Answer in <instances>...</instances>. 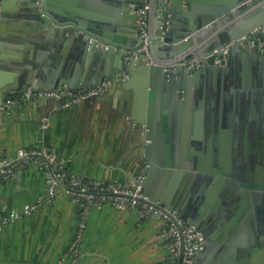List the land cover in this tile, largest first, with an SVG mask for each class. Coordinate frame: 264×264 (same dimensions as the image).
<instances>
[{"label": "crops", "instance_id": "obj_1", "mask_svg": "<svg viewBox=\"0 0 264 264\" xmlns=\"http://www.w3.org/2000/svg\"><path fill=\"white\" fill-rule=\"evenodd\" d=\"M63 1L107 19L116 15L115 0ZM223 1L198 0V5L210 8ZM151 9L148 18L153 30L157 16L155 9ZM16 14L0 20V85L19 86L21 78L12 68L22 62L32 68L42 67L46 74L71 76L70 71L75 70L77 75L83 73L86 63L83 64L77 45L61 40L54 52L46 44L35 43L38 32L33 29L32 19ZM21 34L26 41L20 39ZM75 51L77 55L69 57ZM101 63L105 62H98L97 57L88 61L89 75L94 73L90 67L98 69ZM254 69L246 71L248 79L252 77L251 82L246 80L248 91L259 89ZM225 83L205 79L186 104L173 110L159 89L152 100L148 93L151 89L143 96L133 88L126 92L111 89L90 102L69 108L55 99L28 101L18 93L12 94V109L8 108L6 120L0 117V156L12 162L17 160L20 149L44 147L71 173L93 181L132 184L146 166L143 146L148 144L143 140L144 125L136 118L147 120L151 111L155 124L159 125L163 118L172 123L166 142L155 148L154 158L163 159L160 152L165 150L170 152L166 158L170 166H179L181 162L194 164L202 159L208 166L220 165L225 159L223 151L228 146L233 150V139L241 140L244 135L233 130L231 140L229 119L241 122L242 113L260 114L253 104L252 112L247 103L240 106L243 94L231 86L233 93L229 95L231 87L227 88ZM202 85L206 87L203 95ZM232 99L238 105L236 110H232ZM254 133L249 128V135ZM209 151L220 155L213 158ZM232 159L234 164L235 158ZM207 200L216 214V225L207 238L209 241L205 238L204 254L198 263L264 264L263 260H256L253 252H245L256 248L254 208L240 213L213 193ZM9 214L16 218L0 229V264H169L161 219L144 218L132 209L111 203L83 209L63 187L49 196L44 173L35 165L19 166L14 175L0 180V217Z\"/></svg>", "mask_w": 264, "mask_h": 264}, {"label": "water", "instance_id": "obj_2", "mask_svg": "<svg viewBox=\"0 0 264 264\" xmlns=\"http://www.w3.org/2000/svg\"><path fill=\"white\" fill-rule=\"evenodd\" d=\"M145 2L150 6L148 14L153 7L157 16L153 30L149 25L152 63L145 60L146 52L141 49L144 39L137 29V10ZM114 4L116 15L107 19L63 0H0V20L14 13L23 19H32L33 29L38 32L33 39L35 43L46 44L53 50L61 40H70L79 48L83 64L86 63L83 73L77 75L76 70L70 71L71 76L46 74L42 67L32 68L27 62L14 66L12 69L23 81L17 87L0 85V117L6 120L8 108L4 103L13 92L19 93L28 86L59 90L66 85L77 90L114 81L117 75L125 73L127 78L109 90L126 92L133 88L143 96L151 89L148 93L152 100L159 89L173 110L177 105L186 104L194 89H198L205 79L216 83L226 81L227 88L234 86L244 95L240 106L246 101L250 112L255 106L260 114H247L246 119L241 116L242 122L237 118L229 119L231 140L233 130L244 135L241 140L233 139V150L228 146L223 151L225 159L222 158L220 165L208 166L202 159L194 164L181 162L179 166H170L166 159L170 152L165 150L160 152L163 159L154 158L155 148L168 138L171 119L163 118L157 125L151 118V111L147 120L136 118L144 125L143 140L148 141L143 146L146 160L143 192L148 197L146 202L163 210L177 223L182 240L179 264L184 263L185 241L178 220L193 227L203 237L193 264L202 261L205 240L216 225V214L208 206L210 193L240 213L254 208L256 221L253 225L257 226L258 235L254 241L256 248L245 252H253L257 261H264V0H224L210 8L200 7L198 0H115ZM19 37L23 41L27 39L24 34ZM241 41H253L256 45L246 48ZM260 42H263L262 46ZM228 43L225 59L216 63L213 49ZM77 53L75 51L69 57ZM96 57L98 62L105 63L98 69L90 67L94 68V73L89 75L87 63ZM191 59H200V63L190 68ZM252 68H255L259 89L248 91L245 89L246 71ZM248 80L251 82L252 77ZM232 87L229 95L233 93ZM202 90L200 93L206 94V87ZM232 100V110H236L238 105ZM249 128L254 130V135H249ZM200 139L203 141V137ZM229 145L232 146V142ZM208 155L216 158L220 154L209 151ZM232 158H235L234 164ZM10 165L11 162H0L1 168ZM153 217L159 219L160 214Z\"/></svg>", "mask_w": 264, "mask_h": 264}, {"label": "built area", "instance_id": "obj_3", "mask_svg": "<svg viewBox=\"0 0 264 264\" xmlns=\"http://www.w3.org/2000/svg\"><path fill=\"white\" fill-rule=\"evenodd\" d=\"M149 7V3L145 2L144 5L137 10V29L144 39V44L141 49L146 52L145 60L147 63H152L150 59ZM241 43L246 48L256 45L253 41L248 43L241 41ZM229 45L230 43L221 48L213 49L212 53L215 55L216 63L225 59L229 51ZM260 45L262 46L263 42H260ZM189 62L190 68H194L200 63V59H191ZM126 78L127 75L123 73L117 75L114 81H104L95 87L77 90L71 89L68 86H63L59 90L34 89L29 87L21 93L20 97L23 100L38 102L55 99L61 103L62 107L69 108L87 99H94L106 94L109 88L114 84H119ZM13 103L14 99L10 97L4 104L7 108H10ZM0 162L7 163V160L0 156ZM26 164L35 165L44 173L48 183L49 196H53L58 187H63L71 196L72 200L83 209H87L91 205L101 207L106 203H111L122 209H132L144 218L153 217L159 213V219L164 223L165 237L168 242V263L179 264L182 240L177 223L163 210L145 201L148 197L145 196L143 192V182L145 179L144 169L138 174L132 184L88 180L67 170L62 171L59 167L60 164L58 165L53 154L42 147L32 150L20 149L16 161H12L10 166L4 168L0 167V180L6 176L14 175L19 166H25ZM158 204H160V202H158ZM14 218H16L15 214L1 216L0 229L4 224ZM178 222L182 224L185 241L183 264H193L194 257L203 243V237L193 227L184 224L181 220H178ZM81 226L83 227V223Z\"/></svg>", "mask_w": 264, "mask_h": 264}, {"label": "flooded vegetation", "instance_id": "obj_4", "mask_svg": "<svg viewBox=\"0 0 264 264\" xmlns=\"http://www.w3.org/2000/svg\"><path fill=\"white\" fill-rule=\"evenodd\" d=\"M242 97H244V95L242 96ZM240 99H241V97H240ZM245 103H247L246 101H245ZM248 113H242V116L245 118V116L247 115ZM246 119V118H245ZM241 120V122L244 120V119H240ZM260 133V132H259ZM254 135V134H253ZM260 135V137H263L262 136V134H259ZM239 138H240V136H238ZM243 137V136H242ZM253 138L255 139V136H253ZM251 140V139H250ZM254 142H256V139L254 140Z\"/></svg>", "mask_w": 264, "mask_h": 264}, {"label": "rangeland", "instance_id": "obj_5", "mask_svg": "<svg viewBox=\"0 0 264 264\" xmlns=\"http://www.w3.org/2000/svg\"><path fill=\"white\" fill-rule=\"evenodd\" d=\"M29 87H32V86H28L27 88H29ZM27 88H26V89H23V90H20L19 93H18V95H21V93H22L23 91L27 90ZM32 88H33V87H32ZM13 94H16V93L13 92Z\"/></svg>", "mask_w": 264, "mask_h": 264}, {"label": "trees", "instance_id": "obj_6", "mask_svg": "<svg viewBox=\"0 0 264 264\" xmlns=\"http://www.w3.org/2000/svg\"><path fill=\"white\" fill-rule=\"evenodd\" d=\"M28 165H29V164H26L25 167L28 166ZM58 165H59V164H58ZM59 167H60V169H61L62 171H63V170H64V171L66 170V169H65L63 166H61V165H59ZM67 170H68V169H67Z\"/></svg>", "mask_w": 264, "mask_h": 264}, {"label": "bare ground", "instance_id": "obj_7", "mask_svg": "<svg viewBox=\"0 0 264 264\" xmlns=\"http://www.w3.org/2000/svg\"><path fill=\"white\" fill-rule=\"evenodd\" d=\"M11 77V76H10ZM23 81V80H22ZM22 81H20V83L19 84H21L22 83ZM0 82H2V81H0ZM9 87H12L11 85L9 86Z\"/></svg>", "mask_w": 264, "mask_h": 264}]
</instances>
